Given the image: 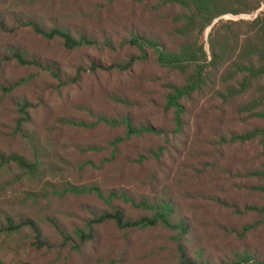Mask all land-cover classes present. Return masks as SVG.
Returning a JSON list of instances; mask_svg holds the SVG:
<instances>
[{
	"label": "trees",
	"instance_id": "1",
	"mask_svg": "<svg viewBox=\"0 0 264 264\" xmlns=\"http://www.w3.org/2000/svg\"><path fill=\"white\" fill-rule=\"evenodd\" d=\"M37 1L19 16L0 11V31L57 41L71 61L58 66L11 49L0 65L37 67L58 87L100 73L127 81L108 92L109 109L92 115L81 107L90 120L59 118L73 129L102 130L99 144L82 150H108L112 188L89 176L46 194L91 195L104 207L72 226L67 216L46 218L57 242L25 217L0 219V236L29 231L36 248L77 253L91 264H264V0ZM228 13L255 17L223 19ZM26 103L18 104L13 133L30 143ZM73 153L83 156L64 170L91 164ZM44 163L38 149L0 147L1 171L38 181ZM126 167L146 170L126 181ZM106 224L117 236L95 248L96 229ZM139 232L148 246L134 256L128 241Z\"/></svg>",
	"mask_w": 264,
	"mask_h": 264
},
{
	"label": "rangeland",
	"instance_id": "2",
	"mask_svg": "<svg viewBox=\"0 0 264 264\" xmlns=\"http://www.w3.org/2000/svg\"><path fill=\"white\" fill-rule=\"evenodd\" d=\"M38 7L37 0H0V11L16 16H19L24 8ZM254 17L255 14L228 13L222 18L236 21ZM11 49L23 50L28 58L52 60L58 66L62 61L70 62L72 59V55L64 52L57 41L45 40L27 29L13 33L0 31V57L7 55ZM94 56L102 59L98 53ZM144 69L149 70L147 67ZM119 79L112 73H100L96 76H85L77 85L58 87L47 73L37 67L21 66L13 60L1 63L0 147L6 151L15 150L30 155L38 149L45 162L43 168L48 163V171L44 172L43 179L36 181L21 178L16 170H0V219L4 220L10 216L31 218L39 224L43 237L57 242V236L46 218L67 216L66 222L72 226L73 223L78 224L80 218L88 214V211H99L104 208L91 195H66L54 198L46 194H49L53 188L64 185L66 181L81 185L82 180L90 179L89 176L105 179L107 187L112 188V162L105 160L109 156L108 150L95 153L82 150L85 148L82 146L85 145L97 146L103 134L102 130L98 127L92 130L73 129L63 125L59 118L63 114L74 113L77 117L90 120L94 113L109 109L110 102L106 98L108 92L115 86L127 84V81H119ZM23 102L29 105L28 116L25 117L32 125L28 126V129L35 133L30 143L13 133L15 124L20 118L17 111L18 104ZM81 107L89 108L92 115L86 116L88 110L84 111ZM69 152L84 153L91 164L78 172L75 171V174L64 170V163L68 162V159L75 160L76 157L83 156L73 153L72 157L68 155ZM101 161L103 163H100ZM138 170L133 167L124 168L123 178L128 181L131 176L136 177L146 169H141V172ZM116 236L117 232L111 224L101 225L96 229V243L93 246L107 247L106 245L112 243ZM31 241L29 231H25L24 234L1 235L0 264H91V260L84 261L77 253L38 249L31 245ZM128 242L133 249L130 254L141 255L142 247L148 246L147 234L139 232L131 235ZM87 253L94 255L91 249Z\"/></svg>",
	"mask_w": 264,
	"mask_h": 264
}]
</instances>
